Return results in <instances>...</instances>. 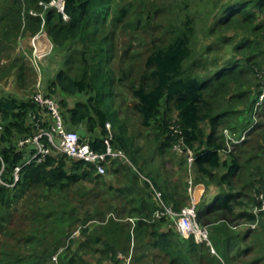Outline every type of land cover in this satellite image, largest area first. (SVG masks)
<instances>
[{"label":"trees","instance_id":"16d2710c","mask_svg":"<svg viewBox=\"0 0 264 264\" xmlns=\"http://www.w3.org/2000/svg\"><path fill=\"white\" fill-rule=\"evenodd\" d=\"M41 1L51 0H12L9 15L11 25L8 26L10 31L22 25V13L25 11L24 29L33 34L39 32L42 18L30 11H41ZM114 1L66 0V13L70 16L68 21L54 8L46 12V34L53 43L54 52L61 54L60 68L55 79L49 82L46 93L62 94V98L57 101L67 127L77 129L83 126L87 130V136L83 140L96 150H106L105 139L109 135L107 123L111 122L114 129L111 140L113 147L124 150L136 168L113 159L108 163V174L99 175L93 164L56 152L47 155L42 161L32 159L28 162V156L23 150L25 148H20L17 140L32 138L41 129L49 128V121L32 97L21 98L14 94L2 96L0 169L4 165L3 173L7 172L3 174L4 180L8 184L14 183V188L8 184H0V216L7 207L11 193H15L17 189L22 192L28 186H44L47 189L63 190L79 180L94 182L104 177H114L120 168L126 166V170L133 174L132 178L126 185L116 188V194H111L109 199L115 201L121 198L119 200L122 206H116L115 220L112 217L106 222L103 220L109 225L112 223L117 232H113L110 238L105 237L102 232H95L93 243H102L108 256L98 258L92 264H124L131 251L134 252L139 247V243L145 250L155 249L171 257L169 264H204L203 255L200 253L202 242H197L194 237L180 236L173 230L172 220L154 217L155 211L160 208L155 194L156 191L161 192L164 202L176 211L183 208L184 200L187 199V204L190 202V195L188 196L186 190L190 183L185 152L191 149L196 157L192 167L193 182L196 181V174L214 180L216 173L219 175L221 169L226 170L219 179H215L223 191L213 200L202 201L201 206L204 204L205 207H199L200 221L201 215L206 213L203 210L205 208H213V212L217 209L234 212L241 205L237 202L231 203L242 193L234 182L242 172L240 160L249 151L247 149H264V135L262 140H254L257 141L255 146L250 143L235 154L224 141L219 140L218 127L225 123L233 125V117H237L239 124L237 127L234 125L235 129L248 128V118L252 117L255 103L259 101L264 90V0H234L222 4L218 24L226 26V29L235 25L240 30L239 38L225 36L222 41L224 45L231 46L233 53H241L242 60L225 59L218 56L220 54H215L212 62L207 65L211 72L206 75L199 74L196 69L204 67L203 58L220 48L207 45L203 56L192 59L196 21L189 13L182 16L184 7L180 5L181 12L174 25L175 29L167 30L165 38L159 43L150 40L151 45L147 49L143 69L138 72L130 69L122 76L117 74L119 71L114 69L109 58V51L118 32L117 20H121L120 17H113L110 11ZM247 72L255 78L253 85L247 86L244 83ZM125 78L132 80L126 87L136 100L133 103L135 114L139 116L143 127L155 133L150 156L145 159L138 156L140 148H133L135 143L131 137L125 136V126H118L119 111L113 108V102L119 96L116 87ZM77 94H81L83 98L78 99L74 105H69V97ZM226 136L232 139L230 130H227ZM247 139L248 137L242 140L240 137L238 143L243 146ZM177 144H180L184 153L174 149L170 151ZM35 151L33 148L30 154L33 155ZM222 152L229 157H222ZM169 155L179 159L176 163L181 167L186 161L185 174L183 177L178 174L179 182H173L169 178L175 170L164 169L169 163L165 157ZM158 158L161 159L160 162L150 171L148 164H153ZM18 166L21 169L16 181L14 171ZM147 167L148 171L145 170ZM238 169L239 172H236ZM8 174H12L11 177ZM141 174L147 179L142 178ZM141 180L143 184L140 183ZM261 181L259 185L262 186L258 185L257 190L264 194V172ZM182 187L185 188L184 191ZM109 190L112 192L114 186L110 185ZM214 202H217L216 206L213 205ZM255 203V210L259 212L249 213V219L253 222L260 220L257 215L264 214V210L260 209L263 200L259 198ZM242 214L243 212L241 216ZM121 220L125 223H120ZM202 223L213 226L217 222ZM132 235L136 240L134 246L131 245ZM229 235L230 230L226 224L211 228L216 255L220 259L223 257L218 250L226 247ZM139 236L144 237V240L140 239L139 242ZM153 256L158 257L157 254ZM60 264L77 263L74 257H69L68 262Z\"/></svg>","mask_w":264,"mask_h":264},{"label":"rangeland","instance_id":"374dc122","mask_svg":"<svg viewBox=\"0 0 264 264\" xmlns=\"http://www.w3.org/2000/svg\"><path fill=\"white\" fill-rule=\"evenodd\" d=\"M231 1L234 0H115L111 4L110 11L113 17H120L121 20H117L118 32L113 41V47L109 51V58L113 62L114 69L119 71L117 74L122 76L124 72L128 73L130 69L134 72L143 69L151 41L159 43L165 38L167 30L175 29L174 25L178 22L181 12L180 5L184 7L182 16L189 13L196 21L192 59L203 56L207 45L220 48L212 51L210 56L203 58L202 66L204 67L196 69L199 74L206 75L211 72L207 65L212 62L215 54H220L218 56L225 59L242 60L241 53H233V50H230L231 46L224 45L222 41L225 36L239 38L240 30L234 27L235 25L226 29V26L222 27L218 24L222 4ZM11 8L12 0H0V97L14 94L21 98H30L37 88L47 92L49 82L55 79L60 68L61 54L57 55L53 48L40 61V69L35 66L33 52L30 53L27 49L32 46L30 39L35 33L24 29L25 11L22 13V25L19 28L14 27V31H10L8 26L11 25L9 19ZM40 31H43L42 34L49 38L43 24ZM244 78V83L247 86L255 83V78L251 73L247 72ZM131 82V78H125L119 83L121 85H117L116 89L119 96L113 102V108L119 111L118 126L120 124L125 126V136L131 137L135 143L133 148H140L138 156L145 159L150 156L155 133L142 126L139 116L133 110V103L136 100L130 95L126 87ZM263 94L264 90L259 101L255 103L252 117L248 118V128L235 129V126L237 127L239 124L237 117H233V125L225 123L218 127L219 140L224 141L229 150H233L235 154H238L239 149L250 143L255 146L257 141L254 142V140H262L264 135ZM53 96L56 100L62 98V94L59 93ZM82 98L81 94H77L69 97L67 101L72 106L78 99ZM109 124L108 132L114 133L112 123L109 122ZM0 126L1 135L3 132L1 122ZM227 130L231 131L232 139L227 138ZM241 133L242 136H240ZM240 137L242 140L248 137L243 146L238 143ZM21 140L23 138L18 139L17 144L20 148H25L23 150L29 160L32 156L30 152L33 148L35 149V146L32 143L21 145ZM173 149L176 150L174 147L170 151ZM250 149H247L249 151L240 160L242 172L234 179L237 189L242 193L236 198L237 200L233 199L231 203L237 202L241 205H238L234 212H228L224 209H217L214 212L212 211L213 208L203 209L206 210V213L204 216L201 215L202 222H217L213 226H208L209 237L213 246L212 227L226 224L230 230L226 247L218 250L223 257L222 259L212 251L210 245L201 243L200 253L203 255L204 264H264V214H262L263 216L257 215L260 217L259 221L253 222L249 219V213L259 212V210H255V201L261 198L260 195L263 193H259L257 187L262 183L264 149L258 151L254 150L255 147ZM221 155L222 157H229L223 152ZM160 160L158 158L153 164H148L150 171L157 166ZM165 160H169V163L164 169L175 170V172H171L170 176L172 177L169 178L173 182H179L178 174L181 177L185 174L186 161L181 167L179 163H176L179 162V159L176 160L175 156H166ZM247 160L249 161L247 162ZM253 167L256 171L253 170ZM126 168V166L120 168L118 174L110 177L111 179L104 177L94 182L79 180L72 182L69 186L67 185L63 190L47 189L44 186H28L22 192L18 189L15 193L13 191L7 207L2 211L3 215L0 216V264H55L56 262L60 264L61 262H68L69 257H74L77 264H84L83 261L92 264L98 258H107L108 254L104 245L102 243L94 244L92 240L95 238V232H102L108 238L112 237L113 232H117L112 223L109 225L105 222L109 220L108 218H116L117 211L115 208L122 206L121 200H119L121 198L115 201L109 199L111 194H116V188L126 185L132 178L133 174ZM145 170L148 171V167ZM3 171H5L4 165L0 169V184H8L3 177V174L7 172L3 173ZM225 171L221 169L219 175L216 173L214 180H208L195 173L196 181L193 182V185L195 188L204 189L202 201L213 200L220 191H223L215 179H219ZM236 172H239V169ZM256 172L257 175H255ZM8 175L11 177L12 174ZM188 176L189 180L193 181L194 171L191 172V175L188 173ZM140 183L143 184V181L141 180ZM8 185L14 188V183ZM110 185L114 186L112 192L109 190ZM188 188L189 185L186 187L189 196ZM184 189L182 187V191ZM183 194L184 192L181 193L182 196ZM262 200L264 202V199ZM185 205H187V199L184 200ZM202 205L200 204L201 208H204L205 205ZM213 205L216 206L217 202H214ZM260 209L264 210V203ZM121 222L125 223L124 220ZM106 228L109 230L107 231ZM172 228L175 231L173 226ZM140 239L144 240V237L139 236V242ZM135 241L134 235H132V246L135 245ZM140 244L134 252L131 251L126 264L170 263L171 257L163 255L155 249L145 250ZM153 254H157L158 257H154ZM55 256H57V260L54 259Z\"/></svg>","mask_w":264,"mask_h":264},{"label":"built area","instance_id":"2783aa9c","mask_svg":"<svg viewBox=\"0 0 264 264\" xmlns=\"http://www.w3.org/2000/svg\"><path fill=\"white\" fill-rule=\"evenodd\" d=\"M40 5L43 6L41 11L32 9L30 12L42 18L43 26L45 24L46 12L51 8L60 12L64 20L68 21L70 19V16L66 13V0H51L49 2L41 1ZM42 32L43 31H39L31 37L30 40L32 46L28 45L29 47L27 48L30 53L33 52V63L39 69L40 61L48 55L53 48L51 40L46 38ZM32 98L43 110V116L49 121V128L41 129L32 138L27 137L20 141L21 145L32 143L35 146L36 151L28 162L32 159L42 161L47 155L56 152L66 154L68 157L75 160H82L88 164H93L99 175L108 174V163L113 159H118L123 163L132 166L134 169L136 168L124 150L113 147L111 143L113 134L111 132L105 139L106 150L103 152L96 150L88 142L83 140V138L77 133V129H70L67 127L61 107L53 95H48L41 88H37ZM107 127L110 129L109 123H107ZM175 149L184 153L180 144H177ZM185 153L187 155L188 171L191 175L193 162L196 157L191 149H188ZM20 169L21 167H16V181L19 178ZM141 177L147 179L142 174ZM189 183L190 185L188 189L190 192V202L179 211L168 206L162 199L161 192L156 191L155 196L159 201L160 208L155 211L154 217L158 219L166 217L172 220L173 227L180 236L183 238L194 237L197 242L204 241L210 245L212 251L217 254L209 237V225H205L200 221L199 207L202 203L204 189L195 188L192 180H189ZM263 195L264 194L260 195V199H264ZM131 220L133 221V219ZM54 259L57 260V256H55Z\"/></svg>","mask_w":264,"mask_h":264},{"label":"water","instance_id":"95a60500","mask_svg":"<svg viewBox=\"0 0 264 264\" xmlns=\"http://www.w3.org/2000/svg\"><path fill=\"white\" fill-rule=\"evenodd\" d=\"M77 133L82 137L85 138L87 136V130L83 127L80 126L77 128Z\"/></svg>","mask_w":264,"mask_h":264},{"label":"crops","instance_id":"0c3cea01","mask_svg":"<svg viewBox=\"0 0 264 264\" xmlns=\"http://www.w3.org/2000/svg\"><path fill=\"white\" fill-rule=\"evenodd\" d=\"M125 264V263H124Z\"/></svg>","mask_w":264,"mask_h":264}]
</instances>
